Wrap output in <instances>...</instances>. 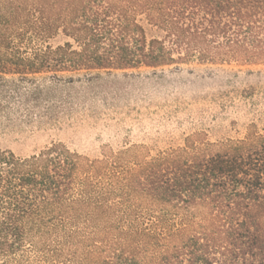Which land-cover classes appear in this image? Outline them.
Returning <instances> with one entry per match:
<instances>
[{
  "label": "trees",
  "instance_id": "1",
  "mask_svg": "<svg viewBox=\"0 0 264 264\" xmlns=\"http://www.w3.org/2000/svg\"><path fill=\"white\" fill-rule=\"evenodd\" d=\"M192 64L264 65V0H0V100L7 75ZM149 151L0 149V264H264V133Z\"/></svg>",
  "mask_w": 264,
  "mask_h": 264
},
{
  "label": "rangeland",
  "instance_id": "2",
  "mask_svg": "<svg viewBox=\"0 0 264 264\" xmlns=\"http://www.w3.org/2000/svg\"><path fill=\"white\" fill-rule=\"evenodd\" d=\"M60 39V38H59ZM5 76L0 149L18 156L53 142L89 158L105 146L145 144L149 154L197 130L209 140L264 133V65H182L156 70ZM13 83V84H10Z\"/></svg>",
  "mask_w": 264,
  "mask_h": 264
}]
</instances>
